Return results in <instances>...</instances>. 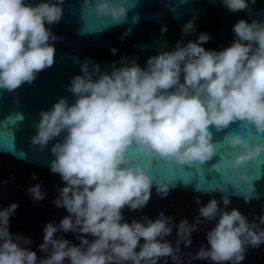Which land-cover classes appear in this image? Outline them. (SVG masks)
<instances>
[{"label": "clouds", "instance_id": "obj_1", "mask_svg": "<svg viewBox=\"0 0 264 264\" xmlns=\"http://www.w3.org/2000/svg\"><path fill=\"white\" fill-rule=\"evenodd\" d=\"M90 2L82 0V7ZM221 2L233 13L248 7L247 0ZM94 7L114 24L128 11L120 0H95ZM62 15L63 0H0V89L12 92L31 84L53 65L50 41L58 37L46 24L58 23ZM195 20L186 21L181 31H195ZM233 33L232 43L221 50H206L210 36L203 32L195 41H177L172 50L150 56L144 67L135 58L121 57L110 71H101L97 62L85 58L80 74L67 86L74 102L62 96L41 110L31 137L41 150L56 140L49 166L64 185L53 204L67 215L58 225L46 223L38 245L46 256L38 259L25 247L32 242L28 237L9 231L18 204L0 207V264H65L66 259L68 264H167L168 258L182 264L180 245L191 246L201 218L218 217L206 232L208 246L187 253L189 264L200 259L241 264L249 246L264 244V214L250 222L238 209L220 207V202L225 208L230 203L225 184L215 187L224 193L221 201L212 198L201 205L195 198L199 209L192 223L186 217L174 223L163 211L154 220L142 217L129 223L122 212L146 207L153 183L162 198L175 187L149 175L154 160L178 165L211 160L217 152L212 129L221 132L237 125L239 130L223 137L233 149L234 165L264 153V140L254 139L264 136V19H239ZM237 175L247 185L243 198L249 202L256 176ZM196 190L202 188L197 185ZM27 191L36 201L44 199L40 184ZM173 228L174 244L166 239ZM58 232L77 234L79 244L57 237Z\"/></svg>", "mask_w": 264, "mask_h": 264}, {"label": "water", "instance_id": "obj_2", "mask_svg": "<svg viewBox=\"0 0 264 264\" xmlns=\"http://www.w3.org/2000/svg\"><path fill=\"white\" fill-rule=\"evenodd\" d=\"M36 2V0H33ZM128 9L119 23L110 16H98L95 11V0L89 6L82 7V0H63V15L58 23L47 25L58 37L50 41L55 47L54 63L41 71L31 83H25L12 92L0 89V207L18 204L15 213L9 218V231L28 237L32 242L25 245L35 251L38 259L46 256L39 250L43 242V229L47 222L57 225L67 215L64 208H57L53 200L59 195L64 185L58 174L50 171V161L54 159L50 149L56 140L50 141L44 149L31 144V137L36 133L35 123L39 120L41 110H48L60 97H66L69 103L74 102L73 95L67 91L70 78L80 74L82 61L90 57L100 65L101 71H110L112 62H119L121 57L135 58L141 66L146 60L160 51L172 50L177 41L182 44L195 41L201 32L207 33L210 40L203 45L206 50H221L230 45L234 39L233 25L239 19L249 23L264 19V0H247L248 7L242 11L230 12L221 0H120ZM196 16L195 31L183 33L182 25ZM117 51L113 54L110 49ZM22 116L23 119H17ZM239 130L236 124L221 132L213 131V142L217 145L215 156L200 164L198 161L189 165H178L174 161L154 160L148 170L153 179L173 182L168 195L162 198L151 190L147 206L140 210L130 211L125 207L122 212L127 222L142 217L156 219L163 211L172 217L174 223L182 218L194 222L198 215L199 197L204 205L215 198L221 201L224 194L215 189L217 184L227 186L230 203L222 209H238L251 222L264 214V153L259 157L231 163L233 149L223 143L225 134ZM243 134V133H242ZM63 136V134H62ZM56 138L57 140L62 139ZM264 140V136L254 137ZM238 173L256 176L249 202L244 194L247 185L238 180ZM35 174V179L33 178ZM40 184L44 199L36 201L31 198L27 189ZM199 185L202 190L197 191ZM217 219L205 221L198 225V230L191 234L192 244L185 247L181 243L182 264H189L187 253H195L201 244L207 245L206 232L212 228ZM264 227V225H261ZM73 244H79L77 234L58 232ZM92 239L91 236L87 237ZM176 230L166 239L173 244ZM141 243L143 240L140 241ZM139 250V249H137ZM65 264H68L67 259ZM163 264V260L159 262ZM167 264H174L168 258ZM190 264H215L210 260H191ZM230 264V262H225ZM241 264H264V244L257 248L248 247L245 259Z\"/></svg>", "mask_w": 264, "mask_h": 264}]
</instances>
